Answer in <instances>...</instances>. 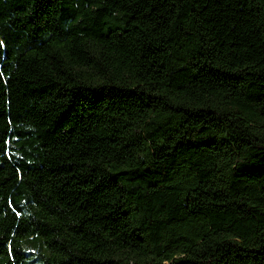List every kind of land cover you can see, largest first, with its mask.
Instances as JSON below:
<instances>
[{
  "label": "trees",
  "instance_id": "16d2710c",
  "mask_svg": "<svg viewBox=\"0 0 264 264\" xmlns=\"http://www.w3.org/2000/svg\"><path fill=\"white\" fill-rule=\"evenodd\" d=\"M0 264H264V0H0Z\"/></svg>",
  "mask_w": 264,
  "mask_h": 264
},
{
  "label": "rangeland",
  "instance_id": "374dc122",
  "mask_svg": "<svg viewBox=\"0 0 264 264\" xmlns=\"http://www.w3.org/2000/svg\"><path fill=\"white\" fill-rule=\"evenodd\" d=\"M34 258H33V256H31L30 258H29V260H33Z\"/></svg>",
  "mask_w": 264,
  "mask_h": 264
}]
</instances>
